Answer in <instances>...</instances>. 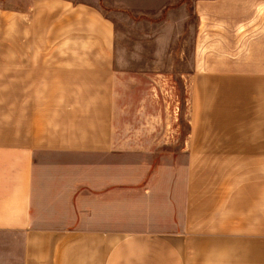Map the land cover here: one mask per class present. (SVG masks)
<instances>
[{
  "label": "crops",
  "instance_id": "obj_1",
  "mask_svg": "<svg viewBox=\"0 0 264 264\" xmlns=\"http://www.w3.org/2000/svg\"><path fill=\"white\" fill-rule=\"evenodd\" d=\"M99 3L0 0V264H264V0L192 2L187 134L154 149L115 136Z\"/></svg>",
  "mask_w": 264,
  "mask_h": 264
},
{
  "label": "rangeland",
  "instance_id": "obj_2",
  "mask_svg": "<svg viewBox=\"0 0 264 264\" xmlns=\"http://www.w3.org/2000/svg\"><path fill=\"white\" fill-rule=\"evenodd\" d=\"M193 1L100 0L97 8L115 33L113 126L121 141L154 149L150 143L168 145L186 137ZM9 22L11 15L0 23V46L13 45Z\"/></svg>",
  "mask_w": 264,
  "mask_h": 264
}]
</instances>
